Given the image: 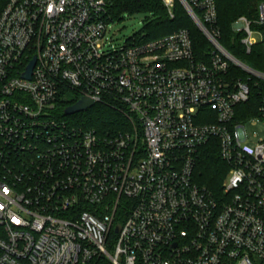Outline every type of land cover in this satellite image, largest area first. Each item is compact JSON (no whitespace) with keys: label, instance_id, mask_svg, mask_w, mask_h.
Segmentation results:
<instances>
[{"label":"built area","instance_id":"1","mask_svg":"<svg viewBox=\"0 0 264 264\" xmlns=\"http://www.w3.org/2000/svg\"><path fill=\"white\" fill-rule=\"evenodd\" d=\"M160 1L187 11L207 55L186 28L118 44L110 0L3 9L0 264H264V137L247 129L264 126V71L219 43L216 0ZM233 29L264 62V0ZM72 91L121 105L133 130L61 117ZM211 140L229 168L220 197L195 180Z\"/></svg>","mask_w":264,"mask_h":264},{"label":"trees","instance_id":"2","mask_svg":"<svg viewBox=\"0 0 264 264\" xmlns=\"http://www.w3.org/2000/svg\"><path fill=\"white\" fill-rule=\"evenodd\" d=\"M9 0H0V15ZM112 20L118 21L125 14H146L151 16L146 34V40H155L167 36L179 29H189L195 52L198 56H205L210 49V43L199 28L193 23L187 11L178 3L175 17L170 18L160 0H110ZM261 0H216L218 9V28L220 29L219 43L235 58L245 62L256 70L264 71V62L260 58L259 48L247 54L241 44V33L233 30L234 22L246 16L254 19L258 16ZM198 14V12L195 10ZM79 100L76 92L64 101H60L58 113L65 117L67 107ZM74 124L98 133H124L133 130L129 124L125 110L118 104H96L86 112L72 116ZM228 165L221 159L217 141L211 140L200 153L196 168V182L211 190L217 197L222 195L223 183L228 172Z\"/></svg>","mask_w":264,"mask_h":264},{"label":"rangeland","instance_id":"3","mask_svg":"<svg viewBox=\"0 0 264 264\" xmlns=\"http://www.w3.org/2000/svg\"><path fill=\"white\" fill-rule=\"evenodd\" d=\"M152 18L146 14H136V15H128L125 14L121 17L120 20L115 21L113 24L111 34L117 39V43L120 45L125 44L129 39L133 38L134 36H139L142 34H146L147 26L149 22H151ZM194 23V22H193ZM235 31V29H233ZM70 95V92H67L62 101L67 99ZM74 116V115H73ZM67 120L72 121V116H66ZM247 129L250 134H258L259 136L264 137V126H252L248 125ZM228 172L225 177V181L227 180ZM224 181V182H225Z\"/></svg>","mask_w":264,"mask_h":264},{"label":"water","instance_id":"4","mask_svg":"<svg viewBox=\"0 0 264 264\" xmlns=\"http://www.w3.org/2000/svg\"><path fill=\"white\" fill-rule=\"evenodd\" d=\"M36 64V58H34L28 68H27V72L25 73L24 77L25 78H30L32 75V71L35 67ZM95 102L87 97H82L81 99H79L75 104L67 107L64 111V115L65 116H73V115H77L79 113L82 112H86L89 109L93 108L95 106ZM116 232H118V229H116Z\"/></svg>","mask_w":264,"mask_h":264}]
</instances>
